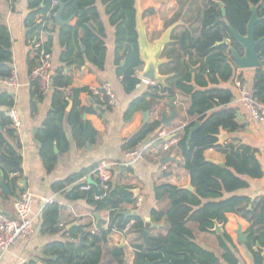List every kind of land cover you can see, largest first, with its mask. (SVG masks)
<instances>
[{
  "label": "trees",
  "instance_id": "trees-1",
  "mask_svg": "<svg viewBox=\"0 0 264 264\" xmlns=\"http://www.w3.org/2000/svg\"><path fill=\"white\" fill-rule=\"evenodd\" d=\"M59 1L67 5L65 10L68 14L64 13V16L71 20L69 31L63 32L62 41L66 50L61 55V61L66 64V67L58 69L54 74L53 109L48 113L44 128L37 134L40 155L48 173L55 170L59 161V154L55 151L56 145L60 151H65L70 144L62 125L63 115L67 114L68 124L77 145L80 148H86L84 142L85 125L88 129L90 144L94 145L98 133L93 128L92 122L100 119L104 110L107 112L112 108L108 103L109 98L104 92L98 96L93 94L92 88H100L102 85L98 76L92 71L87 73L84 87L72 90V99L71 97L63 98V90L69 88L73 83L75 66L92 64L99 70L104 69L107 53L105 42L99 37L94 27H89L91 22L100 20L96 0H58L57 5L52 3L53 0H31V8H40L41 4L44 3V7L40 8L39 11L45 14V17L36 28L29 32L28 38L33 41L34 39L38 40L39 30L53 32L56 22L55 16L59 11ZM202 1L206 4L205 9L198 5L199 0L180 1L181 4L189 5V7L194 4L198 5L197 11L194 12L196 15L194 20L201 22L202 30L199 34V29H186L181 35L180 45L185 50L186 55L189 54V57L192 58V54H196L199 58L200 74L195 75L194 81L201 89L196 90L191 85L193 75L186 70L187 67L177 64L175 68L177 77L169 80L170 82L168 81L170 88L152 85L144 95L130 104L125 114V120H130L136 112H146L156 106L165 95L174 98V89H178L190 97L191 106L188 113L191 116H198V121L201 123L200 128L193 134L189 145H187L188 131L195 123L186 127L185 134L177 145L184 157L185 168L189 172L195 193L173 186L158 188L159 193L162 192L170 196L172 206L167 213L153 212V218L156 222L165 220L171 229L166 237L151 238L148 242V253L138 254L136 264H146L147 262L191 264V258L197 261V264H222L216 254L196 245L194 235L187 229L186 225L189 222H195L201 231L210 232L215 228V221L226 225L229 214L239 215L250 224L246 245L253 252L256 264H263L264 262L261 251L264 249V196L251 199L239 194V192L249 188V180H260L264 175L257 152L234 137L228 144L223 146L217 144V135H219L221 128L235 134L240 132L243 126L237 121V111L233 107H229L230 102L235 98L233 91L218 88L221 84L235 81L238 77L237 66L230 53L228 55L229 60L224 61V58H228L224 54L226 50L215 47L216 44L227 39L231 42V46L241 53L242 48L227 24H230L240 35L246 36L247 24L252 16L251 6L258 8V16L261 21L255 25L254 32L255 40L263 39L258 47V52L262 54L263 65L255 70L253 85L250 88L253 90L256 100L259 103H264V0ZM218 2L223 3L225 16H223V9ZM102 4L110 16V24L116 30L117 56L118 53L123 52L122 57L119 59L117 57L116 63L119 75L124 78L125 91L130 94L141 83L137 73L144 68L139 54L135 0H102ZM149 12H153V10ZM182 14V12L178 13L174 20H177ZM218 18H221L220 22H217ZM102 28L100 25L101 32ZM79 40L86 47L84 53L78 50L76 42ZM51 47L52 38L43 45L42 49L38 50L37 57L29 63L30 76L38 64L41 52H50ZM10 49L11 36L9 30L0 25V80L9 78L13 74ZM125 60L126 64L122 66ZM160 72L163 75L166 74L163 67H161ZM203 72H205L204 75ZM31 85L33 95L37 100H41L42 92L38 80L31 78ZM90 99L93 103L88 102ZM0 102L9 108L14 107V101L8 94H2ZM70 105L71 108L67 113ZM0 123L7 128V135L15 138L16 130L12 128L8 114L0 113ZM160 124L159 121L144 124L127 141L124 148L130 149L147 141L155 134ZM5 142V139L0 137V147ZM209 149H216L226 156L224 166L206 160L204 152ZM3 159L16 162L20 160L12 149L4 151L0 155V164L5 165ZM9 168L15 173L20 172V170L12 167ZM87 172V170L82 171L65 182L55 184L53 188L57 192L70 186L67 192L69 200L84 199L97 212L109 210V227L97 235L88 232L89 226L80 225L69 229L70 235L76 237L77 234H81L85 240L91 239L92 245L89 249L83 247V255L72 244L59 245L56 252L61 255V258L52 264H99L102 252L98 244L105 243L107 236L112 231L123 232L129 227L132 232L138 233L144 228L145 223L140 217H125L123 215V206L134 204L136 201L132 188L114 185L110 181L109 195L103 200H96V196L103 194L98 179L92 177V182L87 183L90 186L89 191L81 190V187L86 183H80L79 180L83 179ZM7 187L12 193L19 188L16 179L11 180ZM60 211L61 207L56 202L44 207L42 222L45 232L50 233L57 230ZM219 238L220 246L225 250L224 262L226 264H238V259L228 246V244L233 245L230 235L224 232ZM55 246L53 248H56ZM254 248H259L260 251L256 253ZM115 255L123 257L124 254L122 250H117ZM120 264H124V261L121 260Z\"/></svg>",
  "mask_w": 264,
  "mask_h": 264
},
{
  "label": "crops",
  "instance_id": "crops-1",
  "mask_svg": "<svg viewBox=\"0 0 264 264\" xmlns=\"http://www.w3.org/2000/svg\"><path fill=\"white\" fill-rule=\"evenodd\" d=\"M180 1L136 0V5L138 2L143 11L144 29L151 44L159 41L170 26L182 19L181 24L176 26L171 35L172 40L175 42L167 44L164 49L163 57H166L167 63L161 67H163L165 75L175 74V76L169 79L170 81L172 78L177 77L175 70L177 64L187 67L186 70L190 71L193 75L191 85L196 90H200L201 88L194 81L195 75L200 74V68L195 71L192 70L198 66L201 67L199 58L196 54H192V58L189 57V54L186 55L185 50L181 48L180 38L182 33L188 28L199 29L200 34L202 30L201 22L194 20L196 18L194 12L197 10L198 5L205 9V6L200 4L204 1L199 0L198 5L194 4L191 7L181 4ZM42 7H44V3L41 4L40 8ZM40 8H31V0H19L15 3H11L8 0H0V25L7 27L9 30L13 72L17 74L20 81V86L13 91L6 88L0 82V96L8 94L12 97L14 108H16L20 121V129L16 130L15 138L7 135V128L0 123V137L6 141L0 147L1 151L6 152L12 149L20 158L18 160L20 167L16 169L20 170V172H17L19 177L16 178L14 177L15 172L9 168L12 166L0 164V211H3L7 216L14 219L13 200L20 193L27 191L34 197L33 212L36 220L34 233L12 247L0 264H52L61 258V255L56 252L58 246L67 244L74 245L79 253L83 255V247L89 249L92 245V240L89 238L85 240V237L81 236V234H77L74 237L69 234V229L79 227L80 225L89 226L88 232L92 233V231L96 230V233L92 235H97L99 232L108 229L110 211L103 210L97 212L84 199L69 200L67 192L70 186H67L63 191L57 192H55L53 187L55 184L65 182L85 170L88 171L87 174L79 181L80 183H91L94 170L102 163L107 165L111 175L110 180L114 185L130 187L133 192H138L137 195L134 194L136 199L134 204H125L123 206L124 212H130L131 215L129 217H140L145 225L148 220L150 221L152 227L149 230V240L151 238L166 237L170 232V225L165 220L156 222L152 213H167L172 206L170 196L162 192L159 193L157 191L159 187L173 186L184 189L189 183L190 175L185 168L184 157L177 145L178 141L183 138L186 127L198 121V116H191L188 113L191 106L190 97L182 91L174 89L175 109L172 110L169 107L171 97L165 95L156 106H153L149 110L148 122H144V111H138L133 114L130 120H125V114L130 104L144 95L152 84L139 78L141 83L133 92L129 94L125 91L123 85L124 78L119 75L116 63L117 57L119 59V57L123 56V52L118 53L117 56L116 30L110 24V16L107 14L102 0H96V8L100 15V20L98 22H91L89 27H94L99 37L105 42L107 53L104 69L99 70L92 64L75 66L73 83L69 88L63 90V98H70L73 89L84 87L86 75L89 71H92L98 76L102 85L100 87L107 86L116 95L117 105L111 106L110 111L106 112L104 110L102 117L92 122L93 128L98 134L95 144L91 145V150H88L87 145L86 148H80L77 145V142L73 139L71 127L68 124L67 114L63 115L62 125L67 141L70 144L65 151H60L56 145L55 151L59 154V161L55 170L48 173L40 155L37 134L44 128L48 113L53 109L54 91L52 90L46 95H42V99L37 100L33 95L29 63L37 57L39 49L36 48V45L40 44V49H42L43 45L47 44L49 39L52 38L50 53L53 56V73L55 74L58 69L66 67V64L61 61V55L66 50L62 41L64 38L63 32L69 31L71 20L63 14V21L70 22L69 25L60 27L55 22L53 32L49 33L39 30V39H34L33 41L31 38H28V34L45 17V14L39 11ZM151 10L153 12H149ZM180 12L183 14L177 20H174L175 16ZM64 13L68 14L66 10H64ZM100 25L103 27L102 32L100 31ZM76 43L78 50L84 53L86 47L81 40ZM224 54L228 57L229 52L226 50ZM187 59H189L190 66L187 65ZM255 70H242L237 67V76L243 77L247 85L251 87L253 85ZM218 88L233 91L235 98L230 102L229 107H233L237 111V121L243 126V129L235 134L226 131L229 136L226 144L234 137L255 150L264 174V122L255 123L252 121L249 113L239 102V95L234 82L231 83L229 81L226 84H221ZM68 91L71 93L70 97H68ZM91 100H88V102L91 103ZM69 110L70 106L67 109V113ZM174 110L177 117L173 119L169 127L162 129V138L159 137L161 134L159 133L147 139V141H155L154 149L147 153L141 161L136 163L129 162L130 160L125 156L127 149L124 148L127 141L146 123L159 121L161 126L163 114L171 117ZM8 111L9 107L0 102V113L7 115ZM165 139H169V141L167 142ZM159 142H163V144L157 147ZM164 144L170 145L168 152L163 150ZM168 154L170 155V159L173 160L166 159ZM204 156L206 160L225 164L226 156L216 149L206 150ZM13 179H16L19 188L12 193L8 189L7 184ZM249 181V188L239 192V194L251 199L264 196V175L260 180ZM3 183L8 193L5 192ZM191 193H195V191ZM49 199H54L61 207V211L57 230L47 233L43 230L42 211ZM139 199L141 201L140 204L138 203ZM227 218L228 222L226 225H223V232L221 234L214 233L212 230L210 232H203L195 222H189L186 227L193 233L196 245L216 254L222 264H226L223 258L225 250L220 246L219 237L224 232L230 235L233 240V245L228 244V246L232 250L233 255L238 259V264H256L253 252L246 245L247 241L240 243L237 235V231L241 228L242 234L249 238L250 224L239 215L229 214ZM82 240L83 242H81ZM54 245H56V248H53ZM98 245H100L102 252L99 264H120L121 260L124 261V264H136L138 254L148 253V247L145 246L143 239L140 237V232H132L131 228H127L123 232L112 231L107 236L106 242L99 243ZM117 250L123 251V257L115 255ZM259 251V248H254V252L257 253ZM195 262L197 264V261ZM150 263L157 264V262Z\"/></svg>",
  "mask_w": 264,
  "mask_h": 264
},
{
  "label": "built area",
  "instance_id": "built-area-1",
  "mask_svg": "<svg viewBox=\"0 0 264 264\" xmlns=\"http://www.w3.org/2000/svg\"><path fill=\"white\" fill-rule=\"evenodd\" d=\"M11 3L18 2L19 0H8ZM58 2L54 1V5ZM37 49L41 48L40 44L36 45ZM52 53L42 51L40 58L38 60L37 66L31 72V78L38 80L40 84V89L42 95H46L53 90V70H52ZM0 82L8 89L13 91L20 86V81L15 72L12 76ZM154 85V83H151ZM234 85L239 95L240 104L249 113L251 119L255 123L264 122V103H259L254 95L253 90L247 85L244 79H240L238 76ZM93 94L98 96L101 92H104L109 98V105L116 106L117 98L112 90L105 86L100 88H94ZM71 93L68 91V97ZM8 117L12 122V128L15 130L20 129V121L16 111V108L11 107L8 111ZM163 133L159 135L162 138ZM155 141H144L139 143L133 148L127 149L125 151V156L130 160L131 163H136L145 158L147 153L154 149ZM163 150L168 152L170 150V145L164 144ZM14 177H19L18 173H14ZM93 177L100 181V187L103 190V194L95 197L96 200H103L109 195L110 191V179L111 175L105 163L99 165L93 172ZM82 191H89V184H85L81 187ZM34 197L29 192H22L16 196L13 200V208L15 213V218L7 216L3 211H0V263L2 262L5 255L10 251L12 247L17 245L19 242L25 238L31 236L36 229V220L34 217L33 207H34ZM54 199L47 200V204L54 203ZM139 199V204H140ZM46 204V205H47ZM129 228V227H128ZM98 231V230H97ZM96 230L92 231L91 234H95Z\"/></svg>",
  "mask_w": 264,
  "mask_h": 264
},
{
  "label": "water",
  "instance_id": "water-1",
  "mask_svg": "<svg viewBox=\"0 0 264 264\" xmlns=\"http://www.w3.org/2000/svg\"><path fill=\"white\" fill-rule=\"evenodd\" d=\"M218 3L221 6V8L223 9V16H225V10H224L223 3H221V2H218ZM66 6L67 5L65 3H63L62 1L59 2V11H58L57 15L55 16L57 26L62 27V26L70 24V22L63 21V18H62ZM135 9H136V30H137V34H138L139 54H140V60L144 64L143 70L139 71L137 73V76H138V78L144 80L145 82L156 83V85H161L164 88H170V86L167 84V81L171 77L175 76V74L163 75L160 72V67L167 63L166 57H163L164 49H165L167 44L175 42L174 40H172L171 35H172L173 30L176 28V26L178 24H181L182 19H180L179 21L174 23L172 26H170L166 30L165 34L163 35V37L159 41H156L153 44H151L148 41V36H147V33L144 29L143 11L140 8L138 2L136 5V0H135ZM251 11H252V16H251L249 23L247 24L246 36L240 35L230 24H227L228 28L233 33L237 43L242 48L241 53L238 52L235 48H233L231 46V42L228 41L227 39L222 41L221 43H218L215 45V47H217V48H224L225 50H227L232 55L233 60L235 61V64L237 65V67L242 69V70L259 69L263 65L262 54L260 52H258V47H259V45L263 39L255 40V32H254L255 31V25L259 21H261V19L258 16V8L256 6H251ZM220 21H221V18H218L217 22H220ZM228 60H229L228 58H224V61H228ZM125 64H126V60L124 61L122 66H124ZM187 65L190 66L189 59H187ZM199 68L200 67L198 66L196 69H192V70L195 71ZM204 74H205V72H203V75ZM53 75H54V73H53ZM92 102L93 101L91 100V103ZM169 107L172 110L175 109L174 98L170 99ZM70 108H71V105H70ZM149 110L144 113V115H145L144 122H148V116L150 113ZM175 117H177L175 110L173 111V115L171 117H167L165 114H163L162 125L156 130L155 134L161 133V131L164 127H169ZM200 126H201V123L199 121H197L189 129L188 137H187V145L190 144L192 137H193V134L200 128ZM217 139H218V143H217L218 145H220V146L225 145L226 142L229 140L228 133L223 128H221L219 135H217ZM165 141L168 142L169 139H165ZM84 142L86 143L88 150H91L92 146L90 144L89 133H88V129H87L86 125L84 127ZM161 144H163V142H159L157 147L161 146ZM1 154H2V151L0 149V155ZM166 159L167 160H173V159H170L169 154L166 157ZM207 161L210 163H214L216 165H219V166H224V163H222V162H215L213 160H207ZM3 162L9 166L14 167L15 169H19V167H20L19 162H16V161L3 159ZM3 187L5 189V192L8 193V190L4 186V183H3ZM184 189L187 191H190V192L195 191L194 187L192 186L191 177H189V183ZM137 193H138L137 191L133 192V194H136V195H137ZM123 215L125 217H129L131 215V213L127 211V212H124ZM151 227H152V225H151L150 221L148 220L145 227L139 231L140 237L143 239L146 247H148V242H149V238H150L149 230ZM212 232L217 233V234H221L223 232V225L218 224L215 221V228L212 230ZM237 235H238V241L240 243H244L248 240V236H245L242 234L241 228H239V230L237 231ZM81 242H83V240ZM262 252H263V256H264V249H262ZM190 263L196 264V262L192 258L190 259ZM146 264H154V263L147 262Z\"/></svg>",
  "mask_w": 264,
  "mask_h": 264
},
{
  "label": "rangeland",
  "instance_id": "rangeland-1",
  "mask_svg": "<svg viewBox=\"0 0 264 264\" xmlns=\"http://www.w3.org/2000/svg\"><path fill=\"white\" fill-rule=\"evenodd\" d=\"M200 4H202V5H204L205 7H206V4H205V2H201ZM197 11V10H196ZM184 21V20H183Z\"/></svg>",
  "mask_w": 264,
  "mask_h": 264
}]
</instances>
